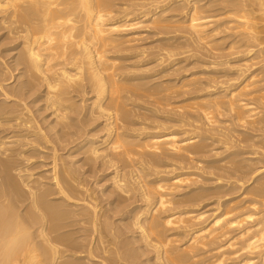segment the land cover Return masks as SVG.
Listing matches in <instances>:
<instances>
[{
	"label": "bare ground",
	"instance_id": "6f19581e",
	"mask_svg": "<svg viewBox=\"0 0 264 264\" xmlns=\"http://www.w3.org/2000/svg\"><path fill=\"white\" fill-rule=\"evenodd\" d=\"M116 1L117 0H0V21L7 30V37L8 39L11 38L20 42L13 50H18L15 61L17 65L23 66L21 77H24L25 80L19 83L18 90H15L16 94L15 91L13 93L16 98L23 99L24 95L26 97V93L42 89L36 101L43 102L44 108H41L50 111V115L54 117V123L61 125L59 127L61 128V130L59 129L60 131L53 130H55V132L57 131L56 135L59 137L60 142L62 140L65 142H63V147L64 144L65 146H70L74 143L73 145L76 147H80L81 149L86 148L87 151L84 150L86 153L83 152L84 154L89 153L86 155V159H101L103 166L114 169L112 182L116 191L115 194L118 192L120 195L118 198L120 199L109 204V206L112 204L116 206L115 208H111V212L117 209L120 203L124 201L121 197L124 193H129L127 191L128 187L133 188V191L137 192L139 201L144 205H142L138 211L136 208V213L133 212V210L126 212H128L127 214L129 216L131 215L129 213L134 214L128 217L130 219L129 229H133L134 232L136 231V233H138V244L139 246L141 244V246L136 249L142 252L141 256L144 257V255H147L149 257L152 254L153 258H151L153 262H155L154 264H196L197 260H200L199 257L201 258L202 255L198 254L201 252L199 250H206L209 245L212 246L214 243L216 245V242L220 241L219 239L222 237H226L231 232L237 231L236 235L230 238L226 245L223 244L227 246L228 250H234L233 253H231L234 254V256L242 254L240 256L241 260L239 261L235 258V261L238 260V263H233L264 264V218L259 216L264 215V213L262 214V211H264V0H144L141 3H133L134 1L128 3V1L125 7L119 9L118 14L114 13L115 10H113V8L115 9ZM123 2H125V0ZM180 9L182 12L185 10V21H173L165 18V14L172 11L180 12ZM117 10L118 9H116V12ZM218 11H220L221 15L216 14L219 13ZM166 22L184 24L183 28L191 36L190 41L199 47H213L212 49L214 51H218L221 50L219 42L214 44L217 47L212 45L215 38H218L215 42L219 40L225 43L227 40H230L228 52L231 50H240L241 53H245L244 55H246L247 58L244 59V61H246L247 64L245 68L242 66L241 68L239 66L237 68L235 67L236 65L234 66L229 60L225 62L222 61L223 63L220 65L221 67L223 66L222 73H224V75L222 74V76L227 78L231 72H234L237 76H232L231 73V80L228 79L230 77L227 78L229 81L224 78L223 81L225 82H220L221 85L224 84L221 88L216 87L219 79L216 80L215 78L216 86H209L207 90V85H201L202 87L206 86L205 88L207 91L204 90L206 93L198 96L196 100L201 99L200 101H197V103H190L191 101L189 100L190 104L186 105H183L182 102L183 106L179 105V109L182 110L181 113L178 111L179 114L175 117H166V120L171 125L166 127L159 126L162 130L161 132H145V137L141 138L140 134H143V132L140 134L138 133V135H133L135 131L133 133L131 132L132 134L129 132L133 128H129L130 130L125 128L126 124H131L133 121L132 119H134L133 117L142 115L143 117H148V119L150 117H155L163 120H165V117L159 115L162 114L160 110L155 111V109H151L150 105H147L150 108H146V105V107L139 105L141 104V98L138 99V102H135V100L142 96L144 99L145 97L148 99L149 96H153L155 98L152 99H155L154 102L156 105L164 106L162 104L165 102V98L169 97L177 87L182 90L181 92L183 93L179 95V97H183L184 93H187V91L192 92V90L195 89L196 79L194 80L190 76L191 80H189V78L188 81L185 82V80H187L186 78L180 85L175 84V87H165L166 84L154 88L149 86L146 87L147 85L143 87L145 85L144 83H142L144 85L135 86L131 83L130 76H128L130 77L129 80L128 78L122 79V76L119 75V71L121 70H119L120 64L118 65V60L110 57L109 54L112 51H116L120 55V53L126 51V55V53L130 51V53L137 52L140 53L141 56H144L147 50L138 46L140 38L136 30L139 25L144 23L155 25L156 35H163L165 34ZM2 24H0V26ZM168 28H172V26ZM187 41L189 42V40ZM159 42L162 43L163 46L161 47L162 51L159 50L160 52L170 47L165 55L159 58L156 57L160 60V62H158L160 66L166 63L165 61H172L171 58L177 55V53L173 51V48H178V51L181 45L189 47L191 43L186 41L185 43H180V41L172 44L169 39L165 40V38L162 37L158 40V43ZM204 47L203 49L208 50ZM222 48L224 47L222 46ZM132 50H134V52H131ZM159 51L157 52L159 53ZM157 52L153 53L158 54ZM205 52L207 53V51ZM240 52L238 53L241 54ZM218 53H220V51ZM156 54L153 55L156 56ZM147 55L149 56V54ZM151 55L152 52L150 56ZM166 55L167 58L165 57ZM217 55L218 54L214 55V57ZM146 57L147 56H145V58ZM164 57L165 59H163ZM176 57H178V55ZM189 57H191V55L188 56V58ZM222 59H224V57ZM132 60L135 59L133 58ZM176 60L175 62H177ZM213 60L215 59L213 58ZM136 63L137 62H135V64ZM251 63L254 64V66H258H256V69H254L255 67L252 68L254 69L253 71L250 70ZM8 66L9 65H7V69L5 66V69L6 73L10 74L8 72L12 73V71ZM140 66L142 67V65ZM210 68H212V64ZM125 69L126 68L123 70ZM127 70L129 71L130 69H126V71ZM145 71L150 72V69L147 68ZM142 72H144L143 69L141 73ZM157 72L155 68L153 73L156 74ZM170 74H172V70ZM192 76L194 75L192 74ZM5 77L4 74V77H2L3 80H0V91H3L4 96L7 97L10 92H7V89L5 91V85H7L5 83L11 76L9 79ZM159 78H157V81ZM208 79L211 80L210 78ZM86 80L87 84L88 82L90 83L89 87L94 93V99L88 107L83 108L81 111L74 101L73 93L75 91L86 93ZM212 80L208 82V84L212 83ZM140 82L141 81H139V83ZM158 84L160 83L158 82ZM193 85L194 88L190 91L188 88H191ZM197 86L198 85H196V87ZM199 87L200 86H198V88ZM136 89L139 91V94L136 95L139 97L132 94ZM138 91L136 93H138ZM140 91H145L146 93H140ZM201 91H198V94H200ZM193 93L194 91L192 94L190 93V95H193ZM14 94L13 97H15ZM134 96L137 98L134 99ZM13 97L10 96L11 99ZM177 97L172 99L178 100L179 97ZM19 99L17 100L20 101ZM167 99L166 102L169 103L170 101H167ZM172 99L171 101H173ZM193 100L194 98L192 101ZM2 102L6 104L4 100ZM186 102L188 101L185 100V103ZM12 103L14 106L11 107H9L10 105L0 106L2 116L4 114L8 117V114L13 115L18 113L14 115L16 119L20 121L22 125H25L24 127H28L27 129H29V132H35L32 133L33 135L39 134L40 136H38L40 138H37L41 141L44 139L46 142L47 135L43 133L44 131L42 128L35 124L36 122L32 119L26 117L27 113H25L26 115L24 112L19 113V111H21L18 110V105H20V103L18 104L17 101ZM151 103H153V101ZM24 106H26V104ZM173 106H175L176 109L178 108L177 105ZM26 109L27 108H23L22 111ZM194 109L196 112L193 111ZM142 110L145 111L143 112ZM197 110L201 112L199 113ZM194 112L199 113V115L202 113V116L198 118ZM225 114L230 116V118L227 119H230L229 121H231L233 125L244 126V131H238L235 128H224L225 131H228L225 132L222 127L223 131H221V128V130L215 128L216 126L214 125L219 122L216 118H218V116L224 117L223 115ZM74 115H76V117ZM98 118L104 120V128L107 132L102 141L93 140L89 134L85 132L87 129L84 128L87 121ZM79 121L82 122L81 126L77 125ZM0 123L2 122L0 121ZM16 123L17 122H15V124ZM21 123H18V125H21ZM229 123L230 122H228V124ZM228 124L227 126H229ZM1 125L4 126V124ZM19 126L17 127L18 129ZM73 128L74 130L76 128L77 131H70ZM19 130H21V126ZM18 131L17 135L19 136L20 133L18 134ZM23 131L25 132V129ZM23 131L21 135H24L22 134ZM232 134L238 135L237 137H243L240 142L246 145H241L240 149H237L238 145L233 146V142L230 144L229 140H232ZM21 135L20 138H23L24 136L21 137ZM53 136L55 137V135ZM9 138L14 139V135ZM35 138L33 136V139ZM137 138L139 139L137 140L138 142H136ZM27 139L25 138L23 140L28 142ZM33 139L30 140V142L32 141L31 144L37 141H33ZM23 140L20 141L23 143ZM55 140H57V143L59 142L58 138ZM78 140L79 142H77ZM26 141L25 143H27ZM216 141L232 145L226 148L229 154L227 158L207 161L206 158L209 156L206 155V157L204 155L208 153L207 149H210L209 142L215 143ZM0 143H2V141ZM8 144H10V142ZM28 144L30 145V143ZM34 144H39V142L37 141V143ZM59 144H62V142ZM13 145L12 143V146ZM3 146L4 145H2V147ZM5 146L7 145L5 144ZM25 146L27 147L28 145H24V147ZM35 146L37 145L33 147ZM73 147L71 146V148ZM9 148L10 147H8L7 152H9ZM62 149H65V147ZM3 150L6 151L5 149ZM38 150L35 151L37 152ZM4 151H2V153L7 157L9 154L7 155ZM15 151L17 150H12V152ZM54 152L55 153L52 152L54 154V164L52 166L53 182L56 189L55 194L56 196H60L58 198H60L59 201H61V203L53 204V202H50L51 199L49 200L48 198L49 196L51 198L54 192L52 193V190L45 187L46 184L42 183L44 179L42 180L39 178L42 180L41 183L37 182L40 184L39 189L37 191H35V189L32 191L30 188L31 190H28L29 192L26 191L28 192V197H26V199L27 201L29 200V202L25 200L28 204L27 209H25L26 212L21 209L19 210L22 212L19 211L17 205H19V202L26 196L22 185H25V188H27L28 184L30 185L29 176L28 181L23 178L24 181L22 182L21 180H16L11 174V170L15 167V165L13 166L15 161H12V163L10 158L9 161L0 159V172L2 173V171H4L5 173V176H2L3 179L0 181V198L2 199L0 202V264H82L81 262L83 261L94 263L96 259H98V261L100 260V264H137V262L135 263L138 258L137 254L130 253L131 251L129 252L127 244L119 246L118 239H122L123 236H119L120 234H118V232H120V230L116 232V228L110 222L111 216L109 217L107 214L109 210L107 209V211H105L106 209L104 210L100 207L101 202L98 204V200H101L91 191L92 189L84 187L82 183L79 182L80 178L78 177V179L76 177L78 175L75 169L73 170L72 167L67 166L68 163L60 159L62 157L61 155H59L61 157L58 156L59 159L65 161L67 165L64 163L62 166H59L56 159L58 158L57 150ZM245 155L247 157H245ZM8 157H10V155ZM167 159L173 161V163L168 164V166L174 168V170L169 172L173 173L170 176H165L164 172H160L157 169V166L161 163H165ZM190 162L196 163L194 169L201 171L202 174L205 173V166L201 169L200 164L204 165L206 163H208L207 168L209 170L226 171L225 169L232 168L235 173H241L243 175L242 178L246 179V181L242 179L243 182L238 181V186L235 185V183L231 185L234 189L239 187L240 189L246 190L245 193L252 197L249 203L251 207L246 212L239 213L236 216H234L235 214L233 211L237 209L241 211L243 207H228L229 210L223 213L222 211L214 212L210 216L207 212H201L198 208L196 209V205H198V207L201 206H199L201 202L199 204L198 202L201 200L203 201V199L209 196H217L218 203H221L220 199L229 195V189L228 186L223 185V182L226 180L223 181L224 178L222 176H216L215 183L217 182V185L214 186V188L211 187L212 189L203 185L186 193H182L181 195L176 194V191L183 186V178L190 180L192 177L191 175H193V173H191L193 167L187 165L190 164ZM193 163L191 164L193 165ZM154 167L155 169H153ZM229 172L231 174V171ZM154 175L157 177L156 179L152 178ZM198 176L202 177L201 173ZM208 178L210 179V177ZM34 182V184H36V181ZM247 182H252V184L249 187H245ZM32 188L36 187L32 186ZM189 204H194L192 208L195 209L188 210L187 207L182 206H189ZM259 204L260 206L257 207ZM259 207H263L260 208V210L262 209L261 212H259ZM184 208L187 209L185 210ZM219 208L220 207H218V209ZM232 213L234 215L231 216ZM206 214L209 217H206ZM68 218H76V220H78L77 222L82 224L83 229V226H90L88 229L90 232L84 231L87 235L88 233L90 234V238L86 235L85 241L87 242H84V239H82V242H79L77 239H74V237L65 234L66 232H61L64 228L72 226V222L67 224L66 220ZM71 221H73V219ZM88 226L85 228H88ZM253 226H256L254 230ZM79 231L80 230H78V232ZM170 232L173 234H169ZM182 232L186 234L187 232L191 233L185 247L177 244L180 242V239L178 241V234ZM78 236H80V234H78ZM182 236H180L181 239ZM87 238L90 239L89 242ZM125 243H127V241ZM132 245L134 247L136 246V244ZM225 246H220L218 249L221 250ZM131 247L130 250H132ZM125 249L126 251L124 252ZM215 249L216 253H220L217 254L219 255L218 260L208 261L204 264H219V262H222L231 251L228 252L225 248L226 250H224V252L222 251V253L218 251L216 247ZM225 251L228 253L225 254ZM206 252L207 251L204 253ZM231 254L229 256H231ZM233 260L234 259L231 261ZM138 262L140 261L138 260ZM199 262L200 261H198V263ZM88 263L86 262V264ZM95 264L98 263L95 262Z\"/></svg>",
	"mask_w": 264,
	"mask_h": 264
},
{
	"label": "rangeland",
	"instance_id": "374dc122",
	"mask_svg": "<svg viewBox=\"0 0 264 264\" xmlns=\"http://www.w3.org/2000/svg\"><path fill=\"white\" fill-rule=\"evenodd\" d=\"M122 1V0H121ZM121 1H116L115 2V9L113 8V10H115L114 11V13H116V14H118L119 13V9H122L123 7H125V5L126 4H128V3H132V1H134L133 3H141V2H143L144 0H125V2H121ZM129 1V2H128ZM148 1H151V0H148ZM152 1H154V0H152ZM128 2V3H127ZM125 3V4H124ZM117 6V7H116ZM116 9H118L117 10V12H116ZM184 12H185V10H183V12L181 11V9H180V12H178V11H175V12H169V13H167V14H165V18H168V20H173V21H180V22H183V21H185L186 20V18L184 17ZM219 13H216V14H220L221 15V13H220V11H218ZM223 15V14H222ZM0 19H1V16H0ZM184 19V20H183ZM0 24H2L1 23V21H0ZM169 26H172V28H168ZM138 27V26H137ZM175 27V28H174ZM184 27V24H182V23H165V34H163V35H156V29H155V25H151V24H148V23H144V24H141V25H139V27H138V29L136 30L137 32V34L139 35L138 37L140 38V41L138 42V46H140L141 48H144V49H146L147 51H146V53L144 54V56H141V54L140 53H137V52H134V50H132L131 52H134V53H137V54H134V53H130V51L128 52V53H126V55H125V52L123 53H120V55H121V57H120V55H119V53L118 52H116V51H112L110 54H109V56L110 57H113V58H116L117 60H118V65H119V67H120V69L119 70H121V71H119V75L120 76H122V79L123 78H128V80L130 79V77H131V83L133 84V85H135V86H137V85H144L143 87H145L146 85V87H156V86H159L160 87V85L162 86V84H166V86L165 87H167V86H172V87H175L176 85L175 84H177V85H180L186 78H187V80H185V82L186 81H188V79L189 80H191V77H192V79H196L195 81H196V83H195V89L194 90H192L193 88H194V85L193 86H191V88H188L190 91L192 90V92L194 91V93H193V95H190V93L192 94V92H189V91H187V93H184V98L182 99L181 97H179V95H182L183 93L181 92L182 90H180V89H178V87H177V89H174L175 90V92H174V90H173V92H172V96L171 95H169V97H172V98H174L175 99V97H177L178 98V100H174V99H172V98H169V97H167V98H165V102L162 104V105H164V106H159V105H156V103L154 102V100L155 99H152V98H155V97H153V96H149L148 97V99H146L147 97H145V99H144V97L142 98V97H139V96H137L138 94H139V91L137 90L138 89V87H137V91H138V93H136L137 91L135 90V92L133 91V93L132 94H135V96H137V97H139V98H137V100H135V102L137 101L138 102V99H140V103L141 104H139V105H142L143 107L146 105H150V107H151V109H155V111H157V110H160V112L162 113V114H159V115H163L164 117H165V120H163V119H159V118H155V117H150L149 119H148V117H143L142 115L141 116H135V117H133L134 119H132L131 121V124H126V129H132V130H130L129 132H130V134H132L134 131H135V133H133V135L135 134H137L138 135V133L140 134L141 132H143V134H140L141 136V138H143V137H145V135H146V133H148V132H151V133H157V132H161L162 130L159 128V126L160 127H163V126H169V125H171L167 120H166V117H175L177 114H179V113H181L182 112V110L181 109H179V107L182 105V102H183V105H186V104H190V103H197V101H200L201 99H199V100H196L197 98H198V96H200L201 94H204V93H206L205 91H207L208 90V88H209V86H216L215 85V83H216V81L214 80V78L216 79V80H218V82L220 83V82H222L223 80H224V78L227 80V78L228 77H230V78H228V79H230L231 80V73H232V76L234 75V76H237V75H235L234 74V72H231L228 76H227V78L226 77H224V76H222V74L224 75V73H222V69H223V66L221 67L220 65H221V63H223V62H225V61H228L229 60V62L230 63H232L235 67H237L238 68V66L241 68V66L243 67V68H245V66H246V64H247V62L246 61H244V59H246L247 57H246V55H244L245 53H241L240 52V50L238 51V50H231L230 52H228V50H229V48H228V45H229V41L230 40H227L225 43H223V41H217V42H215V40H217L218 38H215V40H214V43L212 44V45H214V44H217L218 42H219V47H220V49L221 50H218V51H214L212 48H208V47H206L208 50H206V49H203V47L204 46H201V47H199V46H196V44L195 43H192L191 41H190V35L188 34V32H186V30L183 28ZM131 32V31H130ZM161 37L162 38H165V40H170V42L173 44V43H177V42H180V43H185V41L186 42H188L187 40H189V42H191L189 45V47L188 46H185V45H181V47H183V48H181V47H179V50L177 51V49L178 48H173V51L174 52H176L177 53V55H178V57H173V58H171V60L172 61H165L166 63H164V64H162L161 66L159 65L160 63H158V62H160V60L158 59L160 56L162 57L163 55H165L166 54V52L167 51H169L168 49H170V47L168 48V49H165V51H163V52H160V51H162L161 50V47H163L162 46V43H158V40L159 39H161ZM188 42V43H189ZM20 42H18V41H16V40H13V39H11V38H9L8 39V37H7V30L4 28V26H3V24L0 26V73L2 74V71H3V76L0 74V76H1V79L0 80H3L2 79V77H4V74H5V78L6 79H9L10 78V76H11V78L9 79V80H7V82L5 83V84H7V85H5V91H6V89H7V92H10V93H8V95L9 96H4V92L3 91H0V106H2V105H5V106H9V107H11V106H14V105H12L13 103L12 102H15V101H17V103L19 104L20 103V105L21 104H23V105H18V110H21V111H19V113L20 112H24V114L25 113H27V115H26V117H28L29 119H32L34 122H36L35 124H37L38 126H40L41 128H42V130L44 131L43 133H45L46 135H47V140H46V142H45V140L44 139H42V141L39 139L40 137V135L39 134H32V133H35V132H29L28 130L29 129H27L28 127H24L25 125H22V123L20 122V121H18L17 119H16V116H14V115H17V114H8V117L7 116H5L4 114H3V116H2V112H0L1 114V116H0V119L1 118H7V120H6V118H5V122L7 123V121H8V125L4 122V118L3 119H1L0 121L2 122V123H0V142L2 141V143H0V148L2 147V145H4L5 146V144L7 145V146H3L2 148H1V150H0V159L1 160H3L4 159V161L5 160H10L11 159V162L13 161H15L14 163L15 164H13V166L15 165V167H13V169L11 170L12 172H11V174H12V176H13V178L15 177L16 178V180H18V181H20L21 180V182L22 181H24L25 179L28 181V176H29V182H30V185H29V187H28V185H27V188H25L26 186L25 185H22L23 186V191L26 193V196H25V198H23L24 199V201H23V199L21 200V202H19V205H17L18 206V210L19 209H21L22 211L24 210V212H26L25 211V209H27V207H28V204H27V202H29V200L27 201V199H26V197H28V192L32 189V191L35 189V191H37L38 189H39V185L40 184H38L39 182L41 183V181H42V183H44V184H46V188L47 189H50V190H52V193H53V195H51V198H50V196H49V200H50V202H53V204H60L61 203V201H59L60 200V198H58V197H60L59 195L58 196H56V189H55V186H54V182H53V164H54V154L53 153H55L54 151L55 150H57V157L59 156V155H61V156H59V157H61L60 159H63V160H65L67 163H68V165H67V163H65V161H63V160H60L59 159V157L58 158H56L57 159V163L59 164V166H62L64 163H65V165H67V166H69V167H72V169L74 170L75 169V171H76V173H77V175L78 176H76L78 179H79V182L80 183H82V185L84 186V187H86V188H89V189H92L91 191H93L94 193H95V195H97V197L101 200V201H99L98 200V204L101 202V204H100V207H102L105 211H107V209L109 210V212H107V214H108V216L110 217L111 216V220H110V222L113 224V226L116 228L115 230H116V232H118L117 230H120V232H118V234H120L119 236L121 237V236H123V238L121 239V238H119L118 239V241H119V246H122V245H128L127 247H129V252L130 253H135V254H137V259L140 261V262H138V260L136 259V261H135V263L137 262V264H154L155 262H153V260H152V258H153V255L151 254H148V255H150L149 257L147 256V255H144V257L143 256H141V254H142V252L139 250V249H136L137 247L139 248L140 246H141V244H140V246H139V244H138V233H136V231L134 232L133 231V229H129V227H130V219L128 218V217H130V216H132V214L133 213H129V214H131L130 216L127 214L128 212H126V211H132L133 210V212H137L138 211V209H140L141 208V206L142 205H144L141 201H139V199H138V195H137V192H135V191H133L134 189L133 188H131V187H128L127 188V191L129 192V193H124L123 195H122V197L121 198H123L124 199V201L122 202V203H120V205L118 206V208L117 209H115L114 211H112L111 212V208H115L116 206H114L113 204V206L112 205H110L109 206V204L110 203H113V202H116V200L117 199H120V198H118V196H120L119 195V193L117 192V194H115V189H114V185H113V182H112V177L114 176V169H109V168H107L106 166H103V164H102V161H101V159H98V160H93V159H90V158H88V159H86V155H88L89 153H87V154H84L83 152H85L86 153V148H84V149H81L80 147H76L75 145H73V144H71L70 146L68 145V146H65V144H64V147H65V149H62V148H64L63 147V140L61 141L62 142V144H59V143H61L60 142V140H59V137L56 135V133H57V131H60L61 130V128H59L61 125H57L56 123H54V117H52L51 115H50V111H46V110H44V109H42L41 107H43V102H41V101H36V98H37V96L39 95V93H40V91H42V89H37V90H34V91H31V92H29V93H26V97H25V95H24V97H25V99H24V97H23V99H19L18 97L16 98V96H15V94H16V91L18 90V85H19V83L21 82V81H23V80H25V78L24 77H21V73H22V68H23V66H20V65H17V63H16V58H17V51L18 50H13L14 49V47H16L18 44H19ZM161 44V45H160ZM160 46V49H159V46ZM224 47V48H222V46ZM185 46V47H184ZM192 46V47H191ZM195 46V47H194ZM215 47H217L216 45H214ZM204 47V48H205ZM218 47V48H219ZM167 48V47H166ZM197 48V49H196ZM199 48V49H198ZM203 49V50H201V49ZM226 48H228V49H226ZM175 49V50H174ZM185 49V50H184ZM210 49H212V50H210ZM223 49H225V50H223ZM160 50V51H159ZM181 50V51H180ZM183 50V51H182ZM136 51V50H135ZM157 51H159V53L157 52ZM172 51V52H173ZM205 51H207V53L205 52ZM208 51H210V52H208ZM212 51V52H211ZM220 51V53H218ZM116 52V53H115ZM151 52H152V57L150 56V54H151ZM153 52H157L158 54H156V53H153ZM165 52V53H164ZM170 52H171V50H170ZM186 52V53H185ZM199 53V54H197V53ZM238 52H240L241 54H239ZM163 53V54H162ZM183 55H182V54ZM185 53V54H184ZM210 53V54H209ZM213 53H215V54H213ZM228 53V54H227ZM234 53V54H233ZM147 54H149V56L147 55ZM153 54H156V56L155 55H153ZM161 54V55H160ZM180 54V55H179ZM192 54H195V55H192ZM197 54V55H196ZM216 54H220L219 55V57H218V55L217 56H215L214 57V55H216ZM230 54V55H229ZM236 54V55H235ZM243 54V55H242ZM191 55V57H189L188 58V56H190ZM209 55V56H208ZM210 55H212V56H210ZM232 55H234V56H232ZM115 56V57H114ZM134 56V57H133ZM138 56V57H137ZM141 56V57H140ZM145 56H147L146 58H145ZM186 56V57H185ZM200 56V57H199ZM118 57V58H117ZM125 57H126V59H125ZM128 57H129V59H128ZM156 57H158V58H156ZM166 58H167V55L165 56ZM165 57L163 58V59H165ZM216 57H217V59H216ZM224 57V59H222V58ZM226 57V58H225ZM135 59V60H132V59ZM136 58H138V59H136ZM142 58H144V59H142ZM185 58V59H184ZM197 58V59H196ZM198 58H200V59H198ZM213 58L215 59V60H213ZM142 59V60H141ZM156 59V60H155ZM177 59V60H176ZM181 59V60H180ZM221 59V60H220ZM231 59V60H230ZM122 60V61H121ZM129 60H132V61H129ZM139 60V61H138ZM167 60V59H166ZM174 60V61H173ZM175 60L177 61V62H175ZM184 60H186V61H184ZM144 61V62H143ZM182 61V62H181ZM212 61H213V63H212ZM219 61V62H218ZM223 61V62H222ZM3 62V63H2ZM122 62V63H121ZM135 62H137L136 64H135ZM155 62H157V63H155ZM210 62H211V64H212V68H210L211 67V64H210ZM214 62H215V64H214ZM141 63V64H140ZM147 63H149V64H147ZM151 63V64H150ZM174 63V64H173ZM176 63H177V65H176ZM195 63V64H194ZM197 63V64H196ZM204 63V64H203ZM5 64H7V65H9L8 66V68H10L11 69V71H12V73L11 72H8V73H10V74H7L6 73V69H7V65H5ZM125 66H124V65ZM126 64H127V66H126ZM155 64V65H154ZM250 64V63H249ZM129 65H131V66H129ZM136 65V66H135ZM140 65H142V67L140 66ZM145 65V66H144ZM158 65V66H157ZM176 65V66H175ZM207 65V66H206ZM216 65V66H215ZM252 65V66H251ZM251 65H250V70L251 71H253L254 69H256L258 66L257 65H255L254 66V64H252L251 63ZM5 66H6V69H5ZM163 66V67H162ZM175 66V67H174ZM210 66V67H209ZM257 66V67H256ZM3 67V68H2ZM122 67V68H121ZM128 67H130V68H128ZM136 67V68H135ZM139 67V68H138ZM161 67V68H160ZM214 67H216V68H214ZM218 67H220V68H218ZM249 67V66H248ZM255 67V68H254ZM124 68H126V69H130L129 71L127 70L126 71V69L125 70H123ZM138 68V69H137ZM150 69V72H146L145 71V69ZM152 68H154V69H152ZM155 68H156V70L158 71L156 74H154L153 73V70L155 71ZM252 68H254V69H252ZM2 69V70H1ZM142 69H143V71L144 72H142L141 73V71H142ZM161 69V70H160ZM217 69V70H216ZM5 70V71H4ZM140 70V71H139ZM171 70H172V74H173V70H174V74L172 75V74H170V72H171ZM177 70V71H176ZM221 70V71H220ZM124 71V72H123ZM137 71V72H136ZM168 71H170V72H168ZM122 72V73H121ZM125 72H127V73H125ZM134 72V73H133ZM136 72V73H135ZM140 72V73H139ZM165 72V73H164ZM168 73V75H167V73ZM151 73V74H150ZM159 73H160V75H159ZM215 73V74H214ZM126 74V75H125ZM136 74V75H135ZM145 74V75H144ZM146 74H147V76H146ZM192 74L194 75V76H192ZM209 74V75H208ZM213 74V75H212ZM220 76H219V75ZM124 75V76H123ZM135 75V76H134ZM162 75H164V76H162ZM177 75V76H176ZM126 76V77H125ZM128 76H130V77H128ZM133 76V77H132ZM137 76V77H136ZM151 76H153V77H151ZM158 76V77H157ZM191 76V77H190ZM198 76V77H197ZM217 76V77H216ZM148 77V78H147ZM150 77V78H149ZM160 77V78H159ZM201 77H203V78H201ZM4 78V79H5ZM133 78V79H132ZM139 78H140V80H139ZM153 78V79H152ZM154 78H155V80H154ZM157 78H159L158 79V81H157ZM162 78V79H161ZM175 78V79H174ZM177 78V79H176ZM182 78V79H181ZM184 78V79H183ZM198 78V79H197ZM208 78H210L211 80H212V83H209V84H212V85H209L208 84V82H210L211 80H209ZM234 78V77H233ZM138 79V80H137ZM147 79V80H146ZM152 79V80H151ZM180 79V80H179ZM205 79H206V81H205ZM133 80V81H132ZM143 80V81H142ZM168 80H169V82H168ZM176 80V81H175ZM202 80V81H201ZM207 80H209V81H207ZM221 80V81H220ZM139 81H141L140 83H139ZM152 81V82H151ZM213 81H215V82H213ZM227 81H229V80H227ZM87 82V80L85 81V83ZM137 83V84H135V83ZM158 82L160 83V84H158ZM164 82V83H163ZM168 82V83H167ZM184 82V83H185ZM207 82V83H206ZM217 82V88H221L224 84H222L221 85V83L219 84ZM223 82H225V81H223ZM84 83V84H85ZM142 83H144V84H142ZM174 85H173V84ZM179 83V84H178ZM200 85H199V84ZM203 83V84H202ZM4 84V83H3ZM87 84V83H86ZM158 84V85H157ZM169 84V85H168ZM207 85L208 87H207V90H206V86H204V87H202L201 85ZM154 85V86H153ZM196 85H198V86H200L199 88H198V86L196 87ZM87 86V90H86V93H83V92H74L73 93V96H74V101H75V103L77 104V106L79 107V109L82 111V109L83 108H85V107H88L89 106V104L92 102V100L94 99V93L91 91V88L89 87L90 86V83L88 82V84L87 85H85V87ZM140 88V87H139ZM203 88V89H202ZM213 88V87H212ZM187 89V90H188ZM211 89V88H210ZM209 89V90H210ZM8 90H10V91H8ZM16 90V91H15ZM75 90V89H74ZM74 90H71V91H74ZM176 90H177V92H176ZM197 91V93H196V91ZM201 90H203V91H201ZM205 90V91H204ZM12 91V92H11ZM15 91V94L13 93ZM198 91H201V93L200 94H198ZM142 92H145V91H140V93H142ZM180 92V93H179ZM188 92H189V94H188ZM3 93V94H2ZM14 94V96L15 97H13V94ZM146 93V92H145ZM173 93H174V95H173ZM177 93H178V95H177ZM196 93V94H195ZM10 94H12V95H10ZM137 94V95H136ZM166 94V93H165ZM169 94V93H168ZM176 94V95H175ZM185 94H186V96H185ZM188 94V95H187ZM10 96H12L13 98L11 99L10 98ZM135 96L133 97L134 99H136L135 98ZM196 96V97H195ZM151 97V98H150ZM6 98H10L9 99V101L7 102V100L8 99H6ZM16 98V99H15ZM189 98H191V99H189ZM194 98V100L192 101V99ZM17 99H19L20 101H18ZM145 100V102H144V100ZM166 99H167V101L169 100L170 102L168 103V102H166ZM171 99L173 100V101H171ZM5 101L6 102V104H8V105H6L4 102H2V101ZM23 100V101H22ZM142 100V101H141ZM147 100H148V102H147ZM185 100L186 101H188V102H186L185 103ZM191 102H190V101ZM149 101H153V103H151V102H149ZM174 101H175V103H174ZM3 104H2V103ZM22 102V103H21ZM23 102H25V103H23ZM190 102V103H189ZM148 103H150V104H148ZM26 104V106H24ZM144 104V105H143ZM153 104V105H152ZM170 106H169V105ZM156 105V106H155ZM173 105H177L178 106V108L176 109V107L175 106H173ZM180 105V106H179ZM182 105V106H183ZM24 106V107H23ZM145 106V107H146ZM22 109H21V108ZM150 107H146V108H150ZM23 108H27L26 110H24V111H22L23 110ZM44 108V107H43ZM179 109V110H178ZM177 110V111H176ZM143 112L145 111V110H142ZM178 111H179V113H178ZM191 111V110H190ZM193 111H195V109L193 110ZM198 111V110H197ZM31 112V113H30ZM196 112V111H195ZM194 112V114L195 115H197V117L199 118L200 116H202V113L199 115V113L201 112V111H198L199 113H195ZM75 117H76V115H74ZM150 116V115H149ZM224 117H222V116H218V118H216V120L217 121H219L217 124H215L214 126H216L215 128H217L218 130H221L222 128L224 129V128H226V129H233V128H235V129H237L238 131H244V129H245V127L244 126H241V125H239V126H237V125H233L232 123H231V121H229L230 119H227V118H230V116H227L226 114L225 115H223ZM15 119H14V118ZM141 117H143V118H141ZM12 118V119H11ZM137 118V119H136ZM141 118V119H140ZM147 118V119H146ZM221 118H223V119H221ZM220 119V120H219ZM226 119V120H225ZM3 120V121H2ZM85 121H87V120H85ZM104 120L103 119H94V120H89V121H87V123H86V126L84 125V128L85 129H87V130H85V132H87L88 134H89V136L93 139V140H96V141H102V139L105 137V135H106V130H105V128H104V125H105V123L103 122ZM15 122H17L16 124H15ZM220 122H222V123H220ZM228 122H230L229 124H228ZM11 123V124H10ZM12 123H13V125H14V127H13V125H12ZM18 123H21V130L23 131L24 129H25V132H26V134H25V132L23 131V133L22 134H24V135H21V130H19L20 129V126L18 125ZM81 123L82 122H80L79 121V123H77V125H80L81 126ZM134 123V124H133ZM226 123V124H225ZM1 124H4V126L3 125H1ZM133 124V125H132ZM227 124L229 125V126H227ZM19 126V129L17 128L18 126ZM57 125V126H56ZM127 125H128V127H127ZM220 125H222V126H220ZM225 125V126H224ZM15 126H16V128H15ZM24 128H23V127ZM44 127V128H43ZM56 127V128H55ZM222 127V128H221ZM228 127V128H227ZM52 128V129H51ZM221 128V129H220ZM242 128V129H241ZM26 129H27V131H26ZM51 129V130H50ZM53 129H55V130H57L56 132H55V130H53ZM60 129V130H59ZM223 129L221 130V131H223ZM19 130V131H18ZM12 131H13V133H12ZM17 131H18V134H19V136L17 135ZM33 131V130H32ZM50 131V132H49ZM52 131V132H51ZM70 131H74V132H76L77 130H76V128H75V130H74V128L73 129H71ZM224 131H225V129H224ZM227 131V130H226ZM225 131V132H226ZM16 132V133H15ZM49 132V133H48ZM54 132V133H53ZM132 132V133H131ZM146 132V133H145ZM228 132V131H227ZM11 133V134H10ZM15 133V134H14ZM28 133H29V135H28ZM13 137V135H14V139H12V138H9V137H11V136ZM20 135H21V137H23V138H20ZM26 135V136H25ZM39 135V136H38ZM53 135H55V137L53 136ZM233 135V137H232V140H229V142H230V144H232V142H233V146H237V149H240V146L242 145H246L245 143H243V142H240V140L242 141V138H241V136H239V137H237L238 135H234V134H232ZM32 136V137H31ZM33 136H34V138L35 139H33ZM49 136H50V139H49ZM6 137V138H5ZM16 137H19V138H16ZM37 137H39V138H37ZM52 137V138H51ZM8 138V139H7ZM27 139L28 140V142L27 143H25V141L23 140V139ZM30 138H32L33 139V141L34 140H37L38 142H39V144H34V143H37V141L35 142H33L32 144H31V142H30V140H32V139H30ZM58 138V140H59V142L57 143V140H55V139H57ZM70 138V137H69ZM238 138H239V140H238ZM10 139V140H9ZM17 139V140H16ZM4 140V141H3ZM7 140H9V141H7ZM12 140V141H11ZM15 142H14V141ZM20 140H23V143L20 141ZM40 140V141H39ZM137 140H139L138 138L136 139V142H138ZM7 143H6V142ZM10 142V144H8ZM77 142H79V140L77 141ZM228 142V143H229ZM3 143H5V144H3ZM12 143L14 144L13 146H12ZM28 143H30V145L28 144ZM41 143H42V146H41ZM65 143V142H64ZM58 144V145H57ZM75 144H77V143H75ZM24 145H28L27 147L25 146L24 147ZM34 145H37V146H35V147H33ZM40 145V146H39ZM209 145H210V149H207V151H208V153L207 154H205L204 156H209V157H207L206 158V160L207 161H216V160H220V159H223V158H227V156H228V154H229V152H227L226 150V148L229 146H232V145H229V144H225V143H219L218 141H216L215 143H212V142H209ZM227 145V146H226ZM24 148H23V147ZM71 146L73 147V148H71ZM213 146V147H212ZM8 147H10L9 148V152H7V149H8ZM19 147H20V149H19ZM42 147V148H41ZM58 147V148H57ZM221 147V148H220ZM32 148V149H31ZM36 148V149H35ZM39 150H38V149ZM77 148V149H76ZM3 149H5L6 151H4ZM22 149H24V150H22ZM29 149V150H28ZM33 149H34V151H33ZM54 151H53V150ZM12 150L14 151V150H17V151H15V152H12ZM35 150H38L37 152L35 151ZM84 150H86V151H84ZM2 151H4V153H7V155L9 154L10 155V157H6V156H4V154L2 153ZM17 152V153H16ZM21 154H20V153ZM53 152V153H52ZM27 153V154H26ZM39 154V155H38ZM219 154V155H218ZM21 155V156H20ZM33 155V156H32ZM51 155V156H50ZM53 156V157H52ZM245 157H247L246 155H245ZM10 158V159H9ZM204 158V157H203ZM13 159H15V160H13ZM12 162V163H13ZM169 163H173V161L171 160V159H167L166 161H165V163H161L159 166H157V169H158V171H160V172H164L165 173V176H170V175H172L173 173H169L171 170H174V168L172 167V166H168V164ZM191 163H193V162H190V164H187V165H191L192 167H193V169H191L192 171H191V173H193V175H191L190 177H191V179L190 180H188V179H184L183 178V182H182V184H183V186L181 187V188H179V190H177L176 191V194H178V195H181L182 193H186V192H188V191H191V190H193L194 188H197L198 186H205V187H208L209 189H212L211 187H213L214 188V186H216L217 185V182L215 183V181H216V179L215 178H217L216 176H222L223 178H224V180L223 181H225V182H223V185H226V186H228V196H226V197H223V199H220V201H221V203H218V200H217V196H209V197H207L206 199H203V201L201 200V201H199L198 202V204H199V206L200 207H198V205H196L197 207H196V209L198 208L199 209V211H201V212H203V211H205V212H207V214L210 216V215H212L214 212H221L222 211V213L223 212H225V211H227V210H229V208H233V207H243V210H241V211H238L239 209H237V210H234L233 211V213L235 214H231V216L232 215H234V216H236V215H238L239 213H243V212H246L251 206H250V201L252 200V197L251 196H249V195H247L245 192H246V190L244 189H240L239 187V189L237 188V189H234V187L232 186L234 183H235V185H239V182L238 181H240V182H243V180H245L246 181V179H244V178H242L243 177V175L241 174V173H235L234 172V170L232 169V168H227V169H225L226 171H219V170H209L207 167H208V163H206L207 164V166H206V164H200L201 165V169L204 167L205 168V173H203L202 174V172L201 171H199V170H196V169H194V167L196 166V163H193V165L191 164ZM70 164V165H69ZM195 165V166H194ZM226 165V164H225ZM207 168V169H206ZM153 169H155V167L153 168ZM227 170H229V171H231V174H230V172L229 171H227ZM1 171V170H0ZM52 171V172H51ZM196 171V172H195ZM198 171V172H197ZM210 171H211V173H210ZM213 171H214V173H213ZM226 172V173H225ZM234 172V173H233ZM3 173H4V171H2V173L0 172V181L3 179V177L5 176V173H4V175H3ZM196 175H195V174ZM200 173H201V176L202 177H199L198 175H200ZM220 173V174H219ZM225 173V174H224ZM32 176H31V175ZM204 174H206V175H204ZM207 174H209V175H207ZM241 174V175H240ZM52 175V176H51ZM203 175H204V178H203ZM212 175H215V176H212ZM229 175H230V177H229ZM3 176V177H2ZM39 176V177H38ZM41 176V177H40ZM234 176V177H233ZM32 177V178H31ZM51 177H52V179H51ZM208 177H210V179L208 178ZM233 177V178H232ZM240 177V178H239ZM24 180H23V179ZM39 178H41L42 180H40ZM152 178L153 179H156L157 177L154 175V176H152ZM247 178H249V177H247ZM37 179V180H36ZM39 179V180H38ZM150 179V178H149ZM235 179H237V180H235ZM239 179V180H238ZM243 179V180H242ZM33 180V181H32ZM205 180V181H204ZM213 180V181H212ZM26 181V182H27ZM32 181V182H31ZM34 181H36V184H38V185H36V184H34L35 182ZM28 182V183H29ZM38 182V183H37ZM215 184H214V183ZM221 182V183H222ZM237 182H238V184H237ZM220 183V182H219ZM232 184V185H231ZM252 184V182H247L246 183V185H245V187H249L250 185ZM35 185V186H34ZM49 185H51V186H49ZM32 186L33 187H36V188H32ZM38 186V187H37ZM54 186V187H53ZM50 187V188H49ZM51 187H52V189H51ZM31 188V189H30ZM54 189V190H53ZM29 190V191H28ZM235 190V191H234ZM26 191H28V192H26ZM231 191V192H230ZM230 192V193H229ZM115 194V195H114ZM27 202H26V201ZM114 200V201H113ZM2 201V199L0 198V202ZM57 201V202H56ZM119 201V200H118ZM117 201V202H118ZM232 201V202H231ZM25 202V203H24ZM23 203V204H22ZM233 203V204H232ZM196 204V203H195ZM192 205H194V204H192ZM192 205H190L189 204V206H186V205H182L183 207H187L188 208V210H191V209H195V208H192L193 206ZM253 205V204H252ZM21 206V207H20ZM104 206V207H103ZM222 206V207H221ZM258 206H260V204L259 205H257V207ZM195 207V206H194ZM218 207H220L219 209H218ZM229 207V208H228ZM136 208H137V211H135L136 210ZM182 208V207H181ZM187 208H184L185 210L187 209ZM228 208V209H227ZM260 208H263V207H259V210H260ZM183 209V208H182ZM216 209H218V210H216ZM21 210H19V211H21ZM125 210V211H124ZM262 210V209H261ZM261 210L259 211V212H261ZM21 211V212H22ZM264 213V211H262V214ZM25 214V213H24ZM110 214V215H109ZM207 214H206V217H209V216H207ZM261 214V213H260ZM134 215V214H133ZM126 216V217H125ZM259 216H261L262 218H264V215H259ZM73 219V221H71ZM78 220H76V218H68L67 220H66V222H67V224L70 222H72V226L69 228V227H66V228H64L63 229V231H61V232H66L65 234H68V236H71V237H74V239H77V241H79V242H82V239H84L83 241L84 242H87V241H85V238L87 237V236H89V238H90V234L88 233V235L85 233V232H90V231H88V229L90 228V226H88V225H86V226H88V228H85L86 226H83L84 227V229L82 228V224H79L78 222H77ZM66 222L64 221V223L66 224ZM76 225V226H75ZM79 225V226H78ZM197 225V224H196ZM75 226V227H74ZM198 226V225H197ZM73 227H74V229H73ZM77 227V228H76ZM128 227V228H127ZM255 227L256 226H253V230L255 229ZM70 230H69V229ZM79 228V229H78ZM73 229V230H72ZM80 230L79 232H78V230ZM83 229V230H82ZM86 229H87V231H86ZM127 229H129V230H127ZM67 230V231H66ZM69 230V231H68ZM74 231V232H73ZM85 231V232H84ZM69 232H71V233H69ZM77 232V233H76ZM82 232V233H81ZM126 232V233H125ZM75 233V234H74ZM85 233V234H84ZM123 233V234H122ZM185 232H182L180 235L178 234V241H179V239H180V242L179 243H177V244H180L179 246H184L185 247V244L187 243V241L189 240V238H190V234L191 233H189V232H187V234L185 235L184 234ZM189 233V234H188ZM236 233H237V231H235V232H231L229 235H227L226 237H228V238H226V237H222L221 239H219L220 241H218V242H216V245H215V243L211 246V245H209V247H207V249L205 250H203V249H201V250H199V251H201L200 253H198L199 255H201V258L199 257V259L200 260H197V262H196V264H204L205 262H208V261H215L216 259L218 260V257H219V255H217L219 252H217L216 253V249H215V247L217 248V250L218 251H220V252H224V250H226L227 249V246H225L226 244H227V241L230 239V238H232V237H234L235 235H236ZM253 233H254V231H253ZM73 234V235H72ZM78 234H80V236H78ZM83 234V235H82ZM169 234H173L172 232H170ZM256 234V233H255ZM87 235V236H86ZM183 235V236H182ZM187 235H188V237H187ZM83 236V237H82ZM85 236V237H84ZM180 236H182V239H181V237ZM82 237V238H81ZM136 237V238H135ZM89 238H87L88 239V242H89ZM131 238H132V240H131ZM186 238V239H185ZM225 238V239H224ZM81 239V240H80ZM86 239V240H87ZM185 239V240H184ZM122 240V241H121ZM131 241V243H130V241ZM134 240V241H133ZM137 240V241H136ZM224 240V241H223ZM226 240V241H225ZM127 241V243H125ZM181 241H183V242H181ZM134 242V243H133ZM137 242V243H136ZM122 243H125V244H122ZM222 244V245H220V244ZM132 244H136V246L134 247ZM138 244V245H137ZM223 244H225V245H223ZM219 245V246H218ZM132 246V247H131ZM213 246H215V247H213ZM220 247V246H225V247H223L221 250L220 249H218V247ZM130 247H131V249L132 250H130ZM134 247V248H133ZM226 248V249H225ZM134 249V250H133ZM211 251H210V250ZM212 249H213V251H212ZM238 249V248H237ZM135 250H136V252H135ZM139 252H138V251ZM231 249H227V251L229 252ZM123 251V250H122ZM126 251V249L124 250V252ZM132 251H134V252H132ZM198 251V252H199ZM205 251H207L206 253H204ZM227 251H225V254L226 253H228ZM234 251V250H233ZM233 251L231 250L230 251V253L229 254H227L228 256L231 254V253H233ZM128 252V251H127ZM141 252V253H140ZM211 252V253H210ZM222 252V253H223ZM140 254V256H139V254ZM203 253H204V255H203ZM216 254V255H215ZM220 254V253H219ZM207 255V256H206ZM214 255V256H213ZM226 255V257H225V259L224 260H222V262H219V264H236V263H233V262H237L238 263V260L240 261L241 260V258H240V256L242 255V254H239V255H235V256H237V257H235L234 256V254H231V256H227ZM205 256V257H204ZM217 256V257H216ZM142 257V258H141ZM149 259H148V258ZM152 257V258H151ZM140 258H141V260H143V261H141L140 260ZM235 258H237L238 260L237 261H235ZM147 261H146V260ZM212 259V260H211ZM232 259H234L233 261H231ZM150 260H151V262H150ZM198 261H200V262H202V263H198ZM86 262L88 263V261H83V262H81L82 264H86ZM95 262L96 263H98V264H100L101 262H100V260L98 261V259H96V261H94V263H88V264H95ZM146 262V263H145ZM232 262V263H231ZM110 264V263H109Z\"/></svg>",
	"mask_w": 264,
	"mask_h": 264
}]
</instances>
